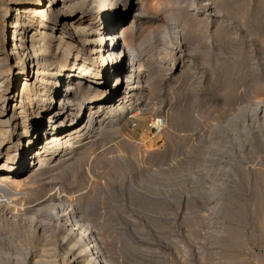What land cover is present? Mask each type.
Listing matches in <instances>:
<instances>
[{"label": "rangeland", "instance_id": "obj_1", "mask_svg": "<svg viewBox=\"0 0 264 264\" xmlns=\"http://www.w3.org/2000/svg\"><path fill=\"white\" fill-rule=\"evenodd\" d=\"M140 1L127 39L151 89L70 159L0 181V264L79 260L70 217L111 264H264V0Z\"/></svg>", "mask_w": 264, "mask_h": 264}, {"label": "bare ground", "instance_id": "obj_2", "mask_svg": "<svg viewBox=\"0 0 264 264\" xmlns=\"http://www.w3.org/2000/svg\"><path fill=\"white\" fill-rule=\"evenodd\" d=\"M140 2L0 0V15L4 14L0 21L1 183L17 181L13 175L23 174L30 164L46 169L70 159L72 153L93 143L110 124L118 122L117 116L122 117L133 100H139L152 87L145 83L148 79L143 74L144 60L127 39L133 36V21L138 25L148 17L143 6L131 12L129 7ZM173 29L182 37L180 27ZM181 37L178 43H174L177 37L172 38V34L168 40L163 38L175 59L185 56L186 42ZM100 50L112 52L104 58L97 53ZM63 83L66 84L60 90ZM86 86L88 93H84ZM58 93L63 97L56 103ZM139 111L134 112V117L141 114ZM111 119L113 122H107ZM158 120L155 118L153 123ZM49 132L52 134L40 147L39 139ZM38 200L41 205L54 201V197L39 196ZM67 219L71 230L79 231L77 244L86 235L90 240L87 246L77 248L81 260L73 258L67 264H111L93 252L98 242L90 226Z\"/></svg>", "mask_w": 264, "mask_h": 264}, {"label": "built area", "instance_id": "obj_3", "mask_svg": "<svg viewBox=\"0 0 264 264\" xmlns=\"http://www.w3.org/2000/svg\"><path fill=\"white\" fill-rule=\"evenodd\" d=\"M163 118H160L156 123H155V128L157 131H161L163 129Z\"/></svg>", "mask_w": 264, "mask_h": 264}]
</instances>
